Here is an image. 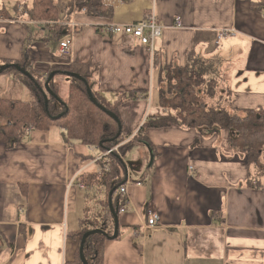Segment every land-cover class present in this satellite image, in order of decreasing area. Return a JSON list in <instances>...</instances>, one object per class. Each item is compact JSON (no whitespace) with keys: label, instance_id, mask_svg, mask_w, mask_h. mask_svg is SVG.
<instances>
[{"label":"crops","instance_id":"0c3cea01","mask_svg":"<svg viewBox=\"0 0 264 264\" xmlns=\"http://www.w3.org/2000/svg\"><path fill=\"white\" fill-rule=\"evenodd\" d=\"M257 1L90 0L111 6L110 18L62 12L57 42L72 41L70 62L99 65L95 88L108 101L135 92L119 106L133 133L147 114L164 112L158 104L159 63L183 66L191 53L212 61L224 77L228 109L264 111V18L252 4ZM27 2L15 1L12 12L1 7L11 18H0V59L18 60L25 50L34 68L46 72L60 61L58 43L50 49L41 39L23 47V39H31L27 25L36 23L14 16L16 3ZM150 8L162 26L154 70L150 52L136 40L98 29L139 20ZM221 31L227 34L219 38ZM143 93L151 94L149 101ZM29 95L10 76H0L1 98ZM145 135L151 147L132 142L121 156L127 204L118 216L119 235L104 242L103 264H264V173L227 147L219 133L172 125ZM133 147L142 148L146 159L152 154V164L131 177L125 159ZM98 155V149L66 140L55 126L31 129L13 146L0 143V264L75 260L78 241L72 233L85 208L99 210L96 201L103 198L102 191L78 185L81 174L100 170ZM150 214L158 216L154 227L146 226Z\"/></svg>","mask_w":264,"mask_h":264},{"label":"trees","instance_id":"16d2710c","mask_svg":"<svg viewBox=\"0 0 264 264\" xmlns=\"http://www.w3.org/2000/svg\"><path fill=\"white\" fill-rule=\"evenodd\" d=\"M252 4L260 13L261 8L264 7V0L252 2ZM19 7H22L21 11L17 12ZM66 11L68 15L84 13L88 17L109 19L112 7L93 5L90 0H71L66 5H62L56 0H30L23 4L16 3L15 12L17 15L14 16V19L17 20L24 16L32 22H56L59 20L60 13H66ZM146 15L147 12L144 16ZM0 17L11 18L3 8H0ZM62 31L63 26H60L59 30H50L49 34L42 38V41L45 43L51 39L57 41L60 39ZM154 62L156 63V55ZM11 63L18 64L31 77L29 78L13 66L3 69L0 76L8 75L23 85L28 90L30 98L28 100H9L0 97L1 144L13 146L21 141L23 136L29 132L26 131L29 126L32 129H48L55 126L63 129L66 140H74L87 146H97V149L104 153L115 143H118L124 134L133 133L127 129L121 118L119 106L124 103L125 98L133 99L135 92H122L113 102L108 101L95 88L100 72L97 63L91 60L73 61L64 69L51 68L42 72L34 68L25 50L18 60L0 59V69ZM196 66L199 68H195ZM172 68L173 71H169L167 74L169 86L166 92L162 88L158 89V104L164 112L158 115L147 114L133 133V138L136 141L145 142L151 147L152 144L145 135L146 130L151 128H166L176 125L198 129L200 133L226 131L227 147L241 152L247 162L254 165L257 172L264 173V111L250 109L237 113L228 109V88L223 85L224 79L222 78V88L220 92L217 90L220 79L219 71L213 68L212 61L199 58L191 53L188 55L185 65H177ZM51 72L55 74L49 81L48 87L52 94L60 99V102L53 95L48 94L44 87L46 78ZM162 74L163 69L160 71L158 68V85L160 81H163ZM76 75L85 79L95 101L116 115L121 126L120 130L114 118L90 101L85 82ZM57 76L67 79L65 96L59 89ZM202 84L205 89L200 88ZM43 92L47 94V108H45ZM144 94L142 95L144 96ZM66 108L67 111H65ZM62 112H64L62 116L53 119ZM127 145V147L124 144L121 145L120 152H109L103 159L97 160L99 169L101 168L98 172L91 171L80 175L79 182L84 186L102 191L103 198L96 201L100 207L99 210L90 213L89 208H85L84 215L79 221L78 230L72 233V236L77 238L78 245L75 260L69 264H82L79 257L80 240L85 232L93 229H101L102 232H93L87 236L83 244V255L87 264H103V245L108 239L106 235H112L114 230V219L108 199L111 197L112 206L118 216L119 208L124 201L123 196L119 193L120 186L125 183L124 164L121 156L133 144L131 142ZM105 159L107 160V169L102 168ZM110 191H112L111 195Z\"/></svg>","mask_w":264,"mask_h":264},{"label":"rangeland","instance_id":"374dc122","mask_svg":"<svg viewBox=\"0 0 264 264\" xmlns=\"http://www.w3.org/2000/svg\"><path fill=\"white\" fill-rule=\"evenodd\" d=\"M15 1H17V0H0V8L5 6V8L9 12H12V6H13ZM20 1H24V0H20ZM26 1H29V0H26ZM107 1H109V0H107ZM20 11H21V7H20ZM155 16H156V14H155ZM0 18H2V17H0ZM156 20H157V18H156ZM12 22H14V21H12ZM35 23L37 25L36 24L35 25L34 24H28L27 26L29 27V29L25 26L28 29L26 35H29V37L31 39L29 41V39L24 38L23 39V42H24V46L23 47H27L28 44H30L32 41L41 40L44 36L49 34L50 30H56V29L59 30L60 26H63V21L61 20V16H59V20H57L56 22L55 21H48V22H36L35 21ZM16 24H20V23H16ZM39 27H41L42 29L39 28ZM22 28H24V26H22ZM3 31L4 30L2 28H0V32H3ZM107 36H109V35H107ZM57 43L58 42L55 41V40H52V39L49 40V44H50V45L48 44L49 48L53 49L54 46H56ZM70 49H71V47H70ZM70 49H69V52H67L64 55H61L58 52L57 55L60 57V59H59L60 61L58 63H56V64L53 63V65L51 67H49V68L50 69L51 68H62V69H64L65 67H67L68 64H70V60H68V57H70V53H71ZM154 52H155V47H154L153 53L150 56V64H151V68L150 69H153V70L155 68ZM173 66H177V65L175 63L172 64V63H170V62L168 63L166 61L163 62L162 64L159 63V67L158 68H160V71H161V69H163V74H162L163 75V81H160L159 85L157 84L158 89L162 88L166 92V89L169 86L168 85L169 81L167 79V74H168L169 71H171V72L173 71V68H172ZM195 68H199V66H196ZM218 76L220 77V79L218 80L219 85L217 87V90L220 92V89L222 88L221 81H222V78L224 79V77L221 75L220 72H219ZM56 78H57V81L59 82V89L61 90L62 95L65 96V94L67 92V87H66L67 79L62 77V76H57ZM92 80H94V79H92ZM200 88L201 89H203V88L205 89L204 84H202L200 86ZM150 96H151V94L149 93V95L147 96L148 101L150 100ZM206 133L208 135H212V136H213V134H215L214 132H208V131H206ZM219 134H221L223 138H226V136H227V132L226 131H222V133L219 132ZM131 142H137L133 138V134H124L123 137L120 138V141L118 143H115L112 146V148H110V149L115 151V152H118V151L120 152L121 145L124 144L125 147H127L128 146L127 144L128 143L130 144ZM100 154H103V153H101V151H100ZM151 156H152V154H150V156L146 159V158H144V152H143L142 148L133 147L132 150L126 156V159H125V162H126L125 170L127 171V169H128V171L132 175L131 177H134L139 172H143L144 169H146L147 166H148V169L150 170L149 167L152 164V160L150 159ZM144 166H145V168H144Z\"/></svg>","mask_w":264,"mask_h":264},{"label":"built area","instance_id":"2783aa9c","mask_svg":"<svg viewBox=\"0 0 264 264\" xmlns=\"http://www.w3.org/2000/svg\"><path fill=\"white\" fill-rule=\"evenodd\" d=\"M260 14L264 18V7L261 8ZM98 29L100 32L105 34L129 36L134 40H136L139 46L145 47L150 52V54L153 53L155 43L162 34V26L157 22L153 8H150L149 13L139 20L128 22L125 24L113 23L107 26H102ZM226 34L227 31H221L219 33V38L225 36ZM71 45H72V41L69 39L60 41L58 43L59 54L64 55L67 52H69ZM31 129L32 128L29 126L26 128V131H30ZM90 147L91 149H97V146H90ZM112 151L113 150L111 149L107 150L103 154L98 155L95 158V160L97 161L99 159H103L106 154ZM102 168L107 169L106 159L104 160V166H102ZM78 185L80 188H84L83 184L79 183ZM119 193L123 196V200H124L119 208V213H120L126 209V204H127L126 187L123 185L120 186ZM157 220H158L157 215L155 214L148 215L146 220V226L154 227Z\"/></svg>","mask_w":264,"mask_h":264},{"label":"water","instance_id":"95a60500","mask_svg":"<svg viewBox=\"0 0 264 264\" xmlns=\"http://www.w3.org/2000/svg\"><path fill=\"white\" fill-rule=\"evenodd\" d=\"M9 66H13L14 68L18 69V70H19L20 72H22L23 74L27 75L29 78L31 77V75H30L29 73H27L26 71H24V70H23L18 64H16V63L6 64V65L2 66V68L0 69V72H1L3 69L8 68ZM54 74H55L54 72H51V73L48 75V77L46 78V81H45V83H44V87H45L47 93H48V94H51V95H53V94H52L51 90H50L49 87H48V83H49V81L52 79V77L54 76ZM69 74H70V75H74V74H71V73H69ZM76 76H77L78 78L82 79V80L85 82V84H86V88H87V95H88L90 101L93 102L95 105H97L101 110H103L104 112H106L109 116H111L112 118H114V119L117 121L118 128H119V130H120L121 126H120L119 120H118V118L116 117V115H115L114 113H112L111 111L105 109L102 105L98 104V103L95 101V99H94V97H93V95H92V92H91V90H90V88H89L87 82L85 81V79H83L82 77H80V76H78V75H76ZM53 96H54V98H55L58 102H60V99H59L56 95H53ZM43 97H44V101H45V108H47V94L44 93V92H43ZM65 111H67V108H66ZM63 113H64V112L60 113V114L57 115L56 117H53V119H55V118H59L60 116L63 115ZM118 134H119V132H118ZM111 194H112V191H110V195H111ZM108 203H109V208H110V211H111V213H112V215H113V219H114V230H113V234H112V235H106V236H107V238L112 239V238H115V237L117 236V234H118V215H117V213L115 212V210H114V208H113V206H112V199H111V197H109V199H108ZM93 232H102V230H101V229H93V230H89V231L85 232V233L82 235V237H81V240H80V246H79V257H80V260H81L82 264H87L86 259H85L84 255H83V244H84V241H85V239L87 238V236L90 235V234L93 233Z\"/></svg>","mask_w":264,"mask_h":264},{"label":"bare ground","instance_id":"6f19581e","mask_svg":"<svg viewBox=\"0 0 264 264\" xmlns=\"http://www.w3.org/2000/svg\"><path fill=\"white\" fill-rule=\"evenodd\" d=\"M103 166V165H102ZM83 178V177H82Z\"/></svg>","mask_w":264,"mask_h":264}]
</instances>
